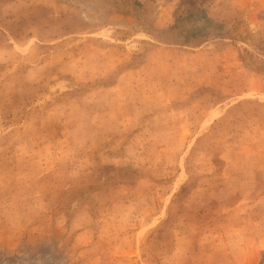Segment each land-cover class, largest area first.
<instances>
[{"label": "rangeland", "instance_id": "1", "mask_svg": "<svg viewBox=\"0 0 264 264\" xmlns=\"http://www.w3.org/2000/svg\"><path fill=\"white\" fill-rule=\"evenodd\" d=\"M0 264H264V0H0Z\"/></svg>", "mask_w": 264, "mask_h": 264}]
</instances>
